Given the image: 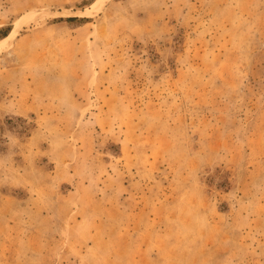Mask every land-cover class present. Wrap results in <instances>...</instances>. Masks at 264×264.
<instances>
[{
    "label": "rangeland",
    "instance_id": "obj_1",
    "mask_svg": "<svg viewBox=\"0 0 264 264\" xmlns=\"http://www.w3.org/2000/svg\"><path fill=\"white\" fill-rule=\"evenodd\" d=\"M3 30L0 264H264V0H0Z\"/></svg>",
    "mask_w": 264,
    "mask_h": 264
},
{
    "label": "bare ground",
    "instance_id": "obj_2",
    "mask_svg": "<svg viewBox=\"0 0 264 264\" xmlns=\"http://www.w3.org/2000/svg\"><path fill=\"white\" fill-rule=\"evenodd\" d=\"M12 34L13 32L9 31L6 35L0 37V52L6 47Z\"/></svg>",
    "mask_w": 264,
    "mask_h": 264
},
{
    "label": "trees",
    "instance_id": "obj_3",
    "mask_svg": "<svg viewBox=\"0 0 264 264\" xmlns=\"http://www.w3.org/2000/svg\"><path fill=\"white\" fill-rule=\"evenodd\" d=\"M6 33H7V30H3L2 36L5 35Z\"/></svg>",
    "mask_w": 264,
    "mask_h": 264
}]
</instances>
